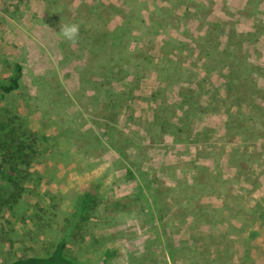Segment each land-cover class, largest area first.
I'll return each mask as SVG.
<instances>
[{"label": "crops", "instance_id": "0c3cea01", "mask_svg": "<svg viewBox=\"0 0 264 264\" xmlns=\"http://www.w3.org/2000/svg\"><path fill=\"white\" fill-rule=\"evenodd\" d=\"M256 2L199 0L200 11L179 3L183 12L196 10L199 26L190 33L180 24L174 33L166 32V45L159 42V48L166 47L167 63L179 64L180 73L190 68L194 73L176 80L166 72V101L161 106L166 114L151 108L158 101L157 83L141 100L132 98L137 92L145 94L140 91L142 84L124 86L131 95L125 98H118L114 90L115 107L105 109L103 104L111 102L102 97L107 85L99 78L82 76L89 64L76 65L71 51L62 46L60 30L48 18L57 19V13H48L46 1H18L0 11L4 56L20 65V79L29 95H33L32 86L35 95L42 92L49 85L47 77L54 75L52 85L63 90L68 101L60 114L78 122L87 139L83 146L99 147V153L92 154L93 162H106L107 153L124 162L119 147L112 143L117 131L133 140L125 151L141 176L133 172L131 178L122 177V187L136 189L127 205L117 206L112 214L115 218L146 213L151 219L135 226L132 241L141 249L128 250L129 263L122 259L121 264H264V0ZM109 4L100 0L93 6ZM187 33L194 36L189 38ZM169 90L172 95L167 97ZM193 92L195 105L186 98ZM106 118L113 119V132ZM125 118L132 121L127 129ZM70 130L76 132L74 127ZM138 147L142 155L133 150ZM159 186L164 192L157 194ZM242 187H246L245 198L238 194ZM161 198L166 210L158 207ZM178 217L180 222H173ZM163 225L166 238L160 231ZM193 233L200 237L189 238ZM191 239L194 247L186 251L183 245ZM203 247L211 248L210 252Z\"/></svg>", "mask_w": 264, "mask_h": 264}, {"label": "rangeland", "instance_id": "374dc122", "mask_svg": "<svg viewBox=\"0 0 264 264\" xmlns=\"http://www.w3.org/2000/svg\"><path fill=\"white\" fill-rule=\"evenodd\" d=\"M0 1H2L0 2L2 12L18 1L29 0ZM42 1H46L45 8L48 13H57V19L48 18L49 21L56 23L59 30L63 24L80 25L77 41L72 43L63 38L62 46L71 51L73 55L71 59L76 65L89 64V67L83 70L85 74L82 76L87 80L99 78L104 85H107L108 90L102 92V97L103 99L107 97L111 102L103 104L105 109L115 107L118 98L131 96L126 92L130 90L129 87L124 89V86L130 84L129 86L139 88L141 84L144 85L140 87V91L145 90V94L137 92L132 98L141 100L148 97L151 84L157 83L158 101L152 103L151 108L156 114H166V108H161L166 101L163 93L166 90V72L170 71L176 80L180 77H191L194 73L191 71L192 68L188 72L185 69L180 73L179 64H168L166 47L159 48V42H164L163 45H166V32L174 33L181 25L189 29L190 33L195 31L199 26L194 19L196 10L183 12L178 5L183 3L187 6H195L200 11L199 0H102L107 4L112 3L107 7L93 6L95 1L100 0ZM190 33L187 34L192 38L194 35ZM2 51L0 46V59H2L0 78L10 73L4 66L9 59ZM130 67L133 68L132 72ZM19 81L21 82V79ZM55 82L54 75L50 74L47 77L49 85L40 87L42 92L37 94L39 97L44 95L42 98L35 95L34 86L30 87L34 96L29 95L22 82L23 87L19 91L14 90L11 94L0 98V118L7 120L11 113L19 114L25 118L30 129L40 133V138L34 145L33 157L27 165L0 155V181L7 177L5 171L8 164L17 162L19 169L17 179L26 186L19 200L14 201L2 186L3 182H0V264H8L14 258L21 256L44 254L53 247L62 233H68L67 231H70L67 236V253L79 264H121L119 261L122 259L129 263L128 250L141 249L135 247L132 241L136 232L134 228L141 223L150 222L151 219L146 213L144 215L130 212L115 218L112 214V210L118 208L117 206L122 208L127 205L132 190L136 189L133 186L122 187L124 184L122 177L131 178L134 176L133 172L138 177L141 176L137 166L130 164L129 152L125 151L133 140L130 141L131 137L120 136L117 131L116 141L112 143L115 147H119V154L124 162L113 153L112 149L113 154L107 153L106 162L103 163L102 160L93 162L95 160L92 154L99 153V147L88 149L83 146L87 139L77 128L78 122L70 121L66 114L63 116L60 114L59 111L68 101L66 94L62 93L63 90L60 91L58 87L56 89L52 85ZM114 90L118 91V95ZM170 95H172L171 91L167 97ZM186 98L192 105L196 104L194 92L186 94ZM169 109L173 111L172 107ZM56 113L58 116L55 115ZM103 113L109 114L108 111ZM173 120L178 122V119L173 118ZM125 121L129 122L127 126L125 122V125L123 124L127 129L132 121L127 118ZM106 122L112 127L110 132H113V119L106 118ZM171 123L173 122L170 120L169 125L174 128L175 123ZM73 127L76 132L70 130ZM118 138L120 140L117 141ZM135 141L138 146L141 145L136 137ZM133 150L139 151L140 155L143 153L141 147ZM155 175L156 171L152 173L153 177ZM99 181L100 184H95ZM93 185L97 186L93 188ZM156 187L154 184V191ZM157 190L159 191L157 194L164 192L160 186ZM244 190L246 187H242L238 193L242 198H245ZM119 193L121 196L118 197V201ZM140 200L142 202V199ZM130 206L132 205L128 207ZM105 207L107 209L103 210ZM158 207L166 210L162 198L158 202ZM135 214L137 217L131 218ZM170 216L174 217L172 214ZM174 219L176 221L173 222H180V217ZM72 221H76V224L70 225ZM220 226L222 227L223 224ZM160 231L166 238V226L163 225ZM182 233L189 235L188 231ZM143 235L146 233L144 232ZM193 236L200 237V234H190L189 238ZM199 244L200 241L197 240L196 245ZM192 246L194 247L192 239L189 244L183 245L186 251ZM204 249L210 252L211 248L203 247Z\"/></svg>", "mask_w": 264, "mask_h": 264}, {"label": "trees", "instance_id": "16d2710c", "mask_svg": "<svg viewBox=\"0 0 264 264\" xmlns=\"http://www.w3.org/2000/svg\"><path fill=\"white\" fill-rule=\"evenodd\" d=\"M5 64V69H8L10 73L0 78V98L11 94L14 90L19 91L23 87L19 81L21 73L20 65L15 62ZM39 138L40 133L37 130L30 129L25 118L19 114L11 113L7 120H4L3 117L0 118V155L2 157L16 159L18 163L27 165L33 157V153L35 152L34 145ZM17 162H10L8 164V168L5 171L7 177H4L0 181L3 182L2 186L14 201L19 200L21 192L26 188L24 183H21L17 179L19 172ZM75 222L72 221L71 225H75ZM67 232L62 233L53 247L46 253L17 257L8 264H79L67 253V236L70 231Z\"/></svg>", "mask_w": 264, "mask_h": 264}, {"label": "clouds", "instance_id": "9594fccd", "mask_svg": "<svg viewBox=\"0 0 264 264\" xmlns=\"http://www.w3.org/2000/svg\"><path fill=\"white\" fill-rule=\"evenodd\" d=\"M60 32L65 40L75 43L80 35V25L77 23L63 24Z\"/></svg>", "mask_w": 264, "mask_h": 264}]
</instances>
